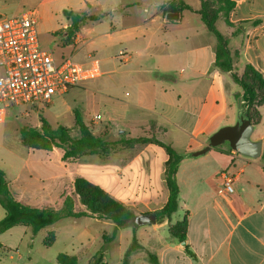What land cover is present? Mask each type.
<instances>
[{
  "label": "crops",
  "instance_id": "1",
  "mask_svg": "<svg viewBox=\"0 0 264 264\" xmlns=\"http://www.w3.org/2000/svg\"><path fill=\"white\" fill-rule=\"evenodd\" d=\"M172 1L187 4L184 0H160L154 3L161 8L160 16L157 12L150 14L145 0L132 2L141 6L138 15L132 3L122 0L45 2L47 10L55 8L60 15L64 10L88 13L98 6L110 8L102 13L107 14L104 19L89 22L92 26L85 28L86 36L80 29L73 45L82 42L83 46L69 57L83 64L97 59L102 74L92 80H101V85L94 82L80 86L83 81L66 93L55 94L48 106L53 105L57 95L74 88L88 92L98 88L105 97L104 113H98L101 120L105 118L99 135L106 141L155 137L184 156L176 175L179 210L170 219H156L155 224L120 227L103 252L104 263L122 264L132 238L142 246L132 255V264H264V163L253 164L230 147L223 148L226 154L209 150L199 157L188 156L209 147L207 139L219 129L244 119V101L239 104L242 89L237 90L229 73L216 68V38L204 23L190 25L185 16L188 10L165 12ZM202 1L207 0H201L200 5ZM231 1L234 8L228 20L232 25L227 24V35L222 34L229 39L231 50L239 54L235 73L242 75L251 65L264 77V0ZM187 5L192 8L189 12L197 13L201 8ZM117 8L122 10L120 17L103 24ZM170 14H176L174 19L169 18ZM47 25L51 26L49 20ZM69 25L65 18L59 29L51 27L50 31H63ZM200 87L207 91L205 97L196 95ZM263 107L258 109L261 120L253 125L254 132L262 122ZM258 141L264 142V134ZM7 155L12 152L7 151ZM61 156L58 149H27L20 163L4 167L15 197L35 206L58 196V187L82 176L130 207L135 216L156 214L168 202L165 163L169 157L158 145L118 147L108 157H100L98 163L91 158L94 156H88L78 160L81 165L75 167L64 164ZM224 174L234 178L233 193L224 190ZM185 218L188 231L183 243L169 230ZM102 222L114 231L112 223Z\"/></svg>",
  "mask_w": 264,
  "mask_h": 264
},
{
  "label": "trees",
  "instance_id": "2",
  "mask_svg": "<svg viewBox=\"0 0 264 264\" xmlns=\"http://www.w3.org/2000/svg\"><path fill=\"white\" fill-rule=\"evenodd\" d=\"M233 8L234 3L231 0H207L202 1L201 8L197 13L207 30L216 38V68L222 73H229L233 81L240 86L243 92L244 118L249 119L252 125H256L261 120L258 109L264 104V77L251 65L246 66L242 75L235 73V60L238 59L239 54L231 50L229 39L217 28L220 17H223L226 24L232 25L228 17ZM185 10L192 11V8L182 1H172L165 8L166 13ZM63 15L70 25L65 30L54 33V35L59 36L61 34L65 38L64 47L66 48L74 44V39L86 22L100 21L107 16V14L90 15L73 10H64ZM67 58L69 57L63 56L60 61ZM74 113V127L79 133L77 137L72 136L70 128L63 125L53 127L43 116H40V128L24 127L20 130L22 145L27 149L48 152L58 149L62 153V162L77 161L88 156L108 157L118 147L132 148L138 144L158 145L167 152L169 157L165 163V181L169 189V199L163 209L156 212V216L158 220L170 219L179 210L180 190L176 175L184 156L176 152L171 145L160 142L155 137L130 138L108 142L103 136L93 133L89 124L85 122L78 111ZM226 143L231 148L230 144ZM211 149L220 153H227L221 146L204 147L190 152L188 156L199 157ZM261 158L264 160V152ZM73 187L74 194L79 196L85 209L76 207L77 203L73 194L66 195L59 208L29 205L15 197L10 188L9 174L4 167H0V207L5 212L4 218L0 220V235L17 226H25L31 229L33 235H37L40 231L64 219L95 218L110 222L115 226L111 236L106 239L111 242L116 238L118 229L135 216L130 207L119 202L104 189L82 176L75 177ZM169 231L171 236L184 242L188 231L187 219L185 218L183 221L170 226ZM55 240L56 234L51 232L45 244L50 245ZM3 249L4 246L0 242V251H4ZM141 249L142 246L134 240L127 249L122 264H132V255ZM103 256L104 253L98 252L94 256V264H106L103 262ZM57 262L58 264H80L77 256L66 253L58 255Z\"/></svg>",
  "mask_w": 264,
  "mask_h": 264
},
{
  "label": "rangeland",
  "instance_id": "3",
  "mask_svg": "<svg viewBox=\"0 0 264 264\" xmlns=\"http://www.w3.org/2000/svg\"><path fill=\"white\" fill-rule=\"evenodd\" d=\"M49 0H0V15L7 17H18L33 12L37 21V28L39 32V40L43 49L52 50L57 60L62 56L74 57V54L83 46L81 42L78 46H65V38L61 34L54 35L50 29H59L60 25L65 22L63 15L56 12L55 8L46 9L43 4ZM123 3H132L135 0H122ZM160 0H145L149 5L150 14L159 13L162 16L161 8L154 3ZM167 2L169 0H161ZM187 4L191 5L195 10L200 8L201 0H184ZM132 5L135 12L140 14V4ZM107 7V6H106ZM109 7V6H108ZM121 8V6H119ZM111 15L108 21H103L108 24L109 20L117 19L122 12L121 9ZM213 8V6H212ZM110 8H102V6L94 7L88 10V13L99 15L109 12ZM144 16V15H143ZM185 16L190 25L203 24L200 16L196 12H185ZM51 26L47 25V21ZM81 28V34L86 36V29L90 28L91 23ZM102 23H97L96 26H101ZM86 28V29H85ZM218 30L227 35V24L223 17L217 22ZM86 45V43H85ZM75 60H78L75 58ZM97 83L101 85V80H91L81 83L80 86L85 84ZM204 84V81L202 82ZM206 85V84H205ZM205 85H203L205 87ZM238 91L241 88L235 85ZM203 88L196 90L197 96L205 97L207 91ZM96 92H88L82 87L74 88L64 95H57L52 106L42 105L41 107H16L8 114V120L5 124L0 125V167L8 165H16L20 163L21 159L26 157L27 148H25L20 139V130L24 127H35L40 123L39 116H43L53 127L63 125L71 129L73 137L79 135L75 129V111H78L94 134L99 135V130L105 125L104 120H97L98 113H104L105 97L100 93L98 88ZM99 91V92H98ZM51 105V104H50ZM263 119L260 125L256 127V131L252 135L253 141L259 140V135L264 134V107L261 109ZM101 116V115H100ZM235 125V124H234ZM233 126V125H229ZM209 141V139H207ZM222 148L228 149L229 145L224 143ZM264 148V142H263ZM224 150V149H223ZM264 150V149H263ZM7 151L12 152V155H7ZM210 151L217 152L213 149ZM226 151V150H225ZM98 163L99 156L91 157ZM241 158L251 161L253 164L264 163V160L252 159L244 157ZM80 161L63 162L64 164L77 166ZM61 164V163H60ZM74 182V181H73ZM73 182H69L64 187H58V196L49 197L48 200L38 202L37 207H54L59 208L66 195L73 194L76 200V207L78 209H85L81 204L79 196L74 194ZM11 188V186H10ZM12 190V188H11ZM13 191V190H12ZM14 193V192H13ZM4 211L0 207V219L2 220ZM97 222L95 218H82V219H64L58 223L40 231L37 235H33L31 229L24 228L23 226L16 227L0 236V242L7 247L4 251H0V264H58L57 257L62 253L75 255L79 259L80 264H94V256L101 252L103 253L110 241H107L112 232V227L105 225L102 221ZM108 224H111L110 222ZM23 233L19 235L22 230ZM51 232H55L56 240L50 245H46ZM132 244V238L130 239ZM130 244V245H131Z\"/></svg>",
  "mask_w": 264,
  "mask_h": 264
},
{
  "label": "built area",
  "instance_id": "4",
  "mask_svg": "<svg viewBox=\"0 0 264 264\" xmlns=\"http://www.w3.org/2000/svg\"><path fill=\"white\" fill-rule=\"evenodd\" d=\"M101 74L95 58L85 64L71 58L60 61L52 50L43 49L33 12L18 17L0 15V124L15 107L50 105L55 94ZM233 181L224 174L226 192H234Z\"/></svg>",
  "mask_w": 264,
  "mask_h": 264
},
{
  "label": "water",
  "instance_id": "5",
  "mask_svg": "<svg viewBox=\"0 0 264 264\" xmlns=\"http://www.w3.org/2000/svg\"><path fill=\"white\" fill-rule=\"evenodd\" d=\"M174 15L170 14L169 18L174 19ZM243 98L239 99L241 105ZM254 133V126L249 119H242L241 122L233 125L226 126L219 129L209 139V147H218L228 142L233 150L239 154L258 159L263 154L262 141H253L252 135ZM156 214H146L142 216H134L124 226H143L156 223ZM185 243V242H183Z\"/></svg>",
  "mask_w": 264,
  "mask_h": 264
}]
</instances>
